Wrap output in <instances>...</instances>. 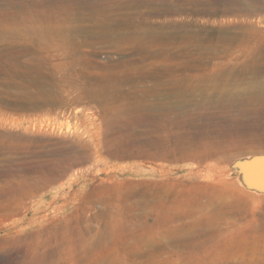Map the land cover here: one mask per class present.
<instances>
[{
    "label": "rangeland",
    "instance_id": "374dc122",
    "mask_svg": "<svg viewBox=\"0 0 264 264\" xmlns=\"http://www.w3.org/2000/svg\"><path fill=\"white\" fill-rule=\"evenodd\" d=\"M55 1L0 25V264H264V0Z\"/></svg>",
    "mask_w": 264,
    "mask_h": 264
},
{
    "label": "bare ground",
    "instance_id": "6f19581e",
    "mask_svg": "<svg viewBox=\"0 0 264 264\" xmlns=\"http://www.w3.org/2000/svg\"><path fill=\"white\" fill-rule=\"evenodd\" d=\"M7 2L8 0H4V2ZM32 1V0H31ZM43 0H37V1H32V2H26V1H23V0H9L6 4H5V7L7 6V8H5L4 10H0V25H2L3 23L2 22H10L11 21V24L13 23V22H17V23H20V22H26V21H29V22H36V20H44V18L45 19H49V21H50V19H52L53 17H55L56 16V14L58 13V12H60V11H64V8H62L61 6H59V4H57V3H54L53 4V2L51 3V5L49 4V3H43L42 2ZM45 1V0H44ZM55 1V0H54ZM2 2H0V3H2ZM56 2V1H55ZM61 2V1H60ZM179 2H181V1H179ZM62 3V2H61ZM72 3V2H71ZM94 3V2H93ZM150 3V2H149ZM45 4H49L50 6L49 7H45ZM55 4H57V5H55ZM194 4V3H193ZM192 4V5H193ZM65 5H67V3L65 4ZM72 5V4H71ZM177 5H179V4H177ZM196 4H194V6H195ZM2 6H4V5H2ZM217 6V5H216ZM67 7V6H66ZM116 7V6H115ZM183 6H180L178 9H177V11L179 12V11H181ZM2 8V7H1ZM71 8H72V6H71ZM191 8H192V6H191ZM196 8V7H195ZM214 8V7H213ZM222 8V7H221ZM231 8V7H230ZM67 8H65V10H66ZM164 9H166V8H164ZM171 9V8H170ZM201 9V8H200ZM199 9V10H200ZM218 9V8H217ZM183 10H184V8H183ZM194 10V9H193ZM198 10V9H197ZM221 10V9H220ZM132 11V10H131ZM143 11V10H142ZM166 11V10H165ZM165 11H163L164 13H165ZM210 11V10H209ZM216 11V10H215ZM214 11V12H215ZM225 11V10H224ZM223 11V12H224ZM71 12V11H70ZM140 12V11H139ZM162 12V13H163ZM173 12H175V11H173ZM172 12V13H173ZM185 12V11H184ZM183 12V13H184ZM213 12V13H214ZM67 13H68V11H67ZM196 13V12H195ZM211 13V12H210ZM128 14V13H127ZM140 14V13H139ZM138 14V15H139ZM143 14V13H142ZM179 14V13H178ZM136 15V14H135ZM134 15V16H135ZM137 15V16H138ZM142 16V15H141ZM165 16V15H164ZM184 16V15H183ZM106 17H107V15H106ZM117 17V16H116ZM145 17V16H144ZM143 17V18H144ZM64 18H66V17H64ZM135 18H138V17H135ZM142 18V17H141ZM141 18H139L137 21H140L141 22ZM149 18V17H148ZM55 19V18H54ZM166 19V18H165ZM60 19H58V21H59ZM13 21V22H12ZM46 21V20H45ZM53 21V20H52ZM137 21H135V22H137ZM143 21V20H142ZM145 22H146V19L144 20ZM148 21V20H147ZM150 21H152L151 19H150ZM54 22V21H53ZM55 22H57V21H55ZM132 22V21H131ZM160 22V21H159ZM161 22H162V20H161ZM176 22V21H175ZM2 23V24H1ZM47 23H49V22H46V24ZM58 23V22H57ZM144 23V22H143ZM147 23V22H146ZM154 23V22H153ZM152 23V24H153ZM158 23V22H157ZM52 24V23H51ZM124 24H126L125 22H124ZM151 24V22H149V25H150V27H152L153 25ZM185 24V23H184ZM8 26H9V24H7ZM20 25V24H19ZM32 25V24H31ZM34 25V24H33ZM59 25V24H58ZM128 25V24H127ZM129 25H130V23H129ZM131 25H132V23H131ZM134 25V24H133ZM136 25V24H135ZM7 26V27H8ZM11 26H13V25H11ZM39 26H41V25H39L38 24V28H39ZM45 26V25H44ZM43 26V27H44ZM49 26H50V24H49ZM53 26V25H52ZM140 26V24H138L137 23V26H136V28L137 27H139ZM142 26H143V24H142ZM32 27V26H31ZM56 27V26H55ZM130 27V26H129ZM145 27V26H144ZM147 27V26H146ZM145 27V28H146ZM167 27V26H166ZM165 27V28H166ZM33 28V27H32ZM124 28V27H123ZM156 28H158V27H156ZM183 28V27H182ZM8 29V28H7ZM35 29V28H34ZM37 29V28H36ZM56 29V28H55ZM131 29V28H130ZM132 29H133V26H132ZM141 29V28H140ZM153 29V28H152ZM38 30V29H37ZM47 30H50V29H47ZM124 30V29H123ZM127 30V29H126ZM134 30H136L135 28H134ZM146 30H148V29H146ZM145 30V31H146ZM40 31V30H39ZM125 31V30H124ZM152 31V30H151ZM155 31V30H154ZM175 31V30H174ZM225 32V31H224ZM125 33V32H124ZM131 33V32H130ZM133 33V32H132ZM139 33H144V32H138V34ZM160 33V32H159ZM182 33V32H181ZM39 34H40V32H39ZM38 34V35H39ZM44 34V33H43ZM134 34V33H133ZM145 34H147V31H146V33ZM153 34V37H159V36H161V37H163V36H165V31H163L162 33H161V35L160 34H158L157 32L156 33H152ZM125 35H126V33H125ZM34 37H35V33H34V35H33ZM37 36V35H36ZM43 36V35H42ZM41 36V37H42ZM122 36V35H121ZM142 35H140V37H141ZM144 36V35H143ZM232 36V35H231ZM230 35H226L225 33L223 34V35H221V34H219V35H217V36H214L215 37V41H228V42H232V41H236L235 39H234V36L233 37H231ZM130 37V36H129ZM189 37V36H188ZM43 38V37H42ZM137 38V37H136ZM236 38V37H235ZM49 39H51V38H49ZM237 39V38H236ZM241 39V38H240ZM35 40V39H34ZM38 40V39H37ZM41 40V39H40ZM40 40H39V42H40ZM46 40H47V38H46ZM52 40V39H51ZM131 40V39H130ZM136 40V39H135ZM32 41V40H31ZM148 41V40H147ZM238 41V40H237ZM12 42V41H11ZM35 42H38V41H35ZM47 42H49V41H47ZM52 42L53 41H51V43L49 44V46L52 44ZM131 42V41H130ZM134 42V41H133ZM142 41H137V43H138V45L139 46H144V45H142V43H141ZM31 43V42H30ZM41 43V42H40ZM16 45V44H15ZM136 44H134V46H135ZM214 45H216V44H214V43H209L206 47H205V49H207V51H209V52H211L212 50H214L213 51V53L215 52V47H214ZM33 46H34V44H33ZM42 46V45H41ZM137 46V45H136ZM182 46V45H181ZM37 47H38V43H37ZM138 47V46H137ZM136 47V48H137ZM218 47V46H217ZM224 47V46H223ZM29 48H30V46H29ZM47 48H49V47H47ZM146 48V47H145ZM35 49V48H34ZM138 49V48H137ZM178 49V48H177ZM24 50V49H23ZM29 50V49H28ZM145 50H147V49H145ZM151 50V49H150ZM166 50V49H165ZM149 51V50H148ZM192 51V50H191ZM145 52V51H144ZM212 53V52H211ZM150 54V53H149ZM178 54V53H177ZM206 54V53H205ZM209 54V53H208ZM218 54V53H217ZM262 54H263V51H262ZM204 55V54H203ZM214 55V54H213ZM186 56H188V55H186ZM217 56V55H216ZM263 56V55H262ZM183 57V56H182ZM184 57H185V55H184ZM206 57V56H205ZM186 59V58H185ZM246 59V58H245ZM46 61H48V60H46ZM181 62V61H180ZM206 63V62H205ZM216 63V62H215ZM219 63V62H218ZM185 64V63H184ZM188 64V63H187ZM208 64H210V63H208ZM186 65V64H185ZM200 65H202V64H200ZM214 65V64H213ZM216 65V64H215ZM218 65H220V63L218 64ZM244 65V64H243ZM221 66H223V64L221 65ZM249 66V65H248ZM215 67H217V66H215ZM214 67V68H215ZM220 67V66H219ZM235 67V66H234ZM228 68H230V67H228ZM227 68V69H228ZM231 68H232V66H231ZM230 68V69H231ZM240 68H242V67H240ZM247 68V67H246ZM31 69V68H30ZM196 69V68H195ZM199 69H201V68H199ZM216 69V68H215ZM221 69H222V67H221ZM226 69V68H225ZM235 69V68H234ZM234 69H232V72H233V70ZM257 69V68H256ZM241 70V69H240ZM243 70V69H242ZM247 70V69H246ZM249 70V69H248ZM250 70H252V69H250ZM259 70V69H258ZM208 71V70H207ZM228 71H230V70H228ZM243 71H245V70H243ZM211 72V71H210ZM231 72V73H232ZM235 72V71H234ZM246 72H248V71H246ZM255 72H256V70H255ZM254 72V73H255ZM209 73V72H208ZM208 73H206L207 75H208ZM173 74V73H172ZM205 74V73H204ZM214 74V73H213ZM203 75V74H202ZM207 75H205V77L207 76ZM237 75V74H236ZM241 75V74H240ZM200 76V75H199ZM218 76V75H217ZM254 76V75H253ZM186 77V76H185ZM230 77V76H229ZM235 77V76H234ZM237 77V76H236ZM173 78V77H172ZM217 78V77H216ZM221 78V77H220ZM256 79H257V77H255ZM171 79V78H170ZM202 79H204V78H202ZM207 79V78H206ZM205 79V80H206ZM212 79H213V77H212ZM223 79V78H222ZM243 79V78H242ZM245 79V78H244ZM252 79L253 80H255V82H259V81H256V79H254L253 77H252ZM251 79V80H252ZM259 79V78H258ZM257 79V80H258ZM196 80V79H195ZM204 80V81H205ZM227 80V79H226ZM247 80H248V78H247ZM203 81V82H204ZM209 81V80H208ZM216 81V80H215ZM160 82V81H159ZM184 82V81H183ZM196 82V81H195ZM248 83H249V81H247ZM254 82V83H255ZM168 83V82H167ZM179 83V82H178ZM198 83V82H197ZM247 83V84H248ZM201 84V83H200ZM256 84V83H255ZM263 84V83H262ZM216 86V85H218V84H213V86ZM261 85V84H260ZM189 87H190V85H189ZM204 87V86H203ZM212 87V86H211ZM220 88L219 87V85L218 86H216V88ZM195 88V87H194ZM232 88V87H231ZM230 88V89H231ZM234 88V87H233ZM244 88V87H243ZM235 89V88H234ZM242 89V88H241ZM246 90H247V88H245ZM185 90V89H184ZM183 90V91H184ZM206 90V89H205ZM218 90V89H217ZM221 90V89H220ZM245 90V92H247L248 93V91H246ZM155 91V90H154ZM181 91V90H180ZM226 91V90H225ZM230 91V90H229ZM233 91V90H232ZM243 91V90H242ZM233 92H235V91H233ZM237 92V91H236ZM176 93V92H175ZM204 93V92H203ZM219 93H221L220 91H219ZM246 93V94H247ZM200 94H201V91H200ZM223 94V93H222ZM241 94L242 93H240V95H239V92H238V98H236L237 100H236V102L238 101V99H239V96H241ZM248 94H250V96H258V98H254V99H257V101H260V99H259V97L262 99V102L264 103V85H261V87L258 89V92H257V89H256V91H254L253 93H248ZM202 95V94H201ZM206 95H208V93H206ZM210 96H211V94H209ZM213 95H214V93H213ZM216 95V94H215ZM235 94H233V96H234ZM205 96V95H204ZM233 96H231V97H233ZM236 96V95H235ZM201 97H203V96H201ZM200 97V99L199 100H202V98ZM229 97V96H228ZM227 96H226V98L229 100V98H228ZM237 97V96H236ZM244 97H246V96H243V98ZM207 98V97H206ZM217 98V97H216ZM225 98V99H226ZM243 98H241V99H243ZM204 100H205V97L203 98ZM219 99V98H218ZM221 99H222V97H221ZM221 99H219V100H221ZM224 99V100H225ZM233 99V98H232ZM247 98H245V99H243L244 101L246 100ZM249 99V98H248ZM247 99V100H248ZM252 99V98H251ZM254 99H253V101H254ZM259 99V100H258ZM193 100V99H192ZM223 100V101H224ZM231 100V99H230ZM229 100V101H230ZM203 101V100H202ZM210 102H211V99L209 100ZM213 101V100H212ZM216 101V100H215ZM229 101H227L228 102V104L231 102H229ZM240 101V100H239ZM256 101V100H255ZM256 101V102H257ZM225 102V101H224ZM233 102V101H232ZM242 102V101H241ZM205 103H206V100H205ZM205 103H204V105H205ZM215 102H213V104H214ZM220 103V102H219ZM234 103H235V100H234ZM250 103H251V100H250ZM249 103V104H250ZM253 103V102H252ZM200 104H202L201 103V101H200ZM216 104V103H215ZM227 104V105H228ZM240 104V103H239ZM247 104V103H246ZM254 104V103H253ZM221 105V104H220ZM232 105V104H231ZM236 105V104H235ZM244 105V104H243ZM242 105V106H243ZM255 105V104H254ZM259 106H257V107H259L260 108V104H258ZM264 105V104H263ZM197 106V105H196ZM214 107H215V105H213ZM221 106H223V105H221ZM226 106V104L224 105V107ZM229 106H230V104H229ZM241 105H240V108L242 107ZM246 106V105H245ZM244 106V107H245ZM252 105H250L249 106V108L251 107ZM261 106H262V103H261ZM199 107H201V106H199ZM211 107V106H210ZM216 107H217V105H216ZM223 107V111L225 110V108ZM230 107H234V106H230ZM235 107H237V106H235ZM234 107V108H235ZM247 107H248V105H247ZM253 107V106H252ZM255 107H256V105H255ZM206 108H208V106H206ZM227 108H228V106H227ZM226 108V110H230L231 108H229V109H227ZM239 108V107H238ZM263 108V107H262ZM215 109V108H214ZM252 109V108H251ZM251 109H249V110H251ZM254 109V108H253ZM205 110V109H204ZM210 110V109H209ZM219 110V109H218ZM233 110V109H232ZM243 110V109H242ZM248 110V111H249ZM255 110V109H254ZM207 111V110H206ZM244 111V110H243ZM245 111H247V110H245ZM261 111V110H260ZM264 111V110H263ZM202 113V110L201 111H199V113ZM204 113H205V111H203ZM215 112V111H214ZM216 112H218L217 110H216ZM236 112V111H235ZM242 112V111H241ZM224 113H225V115L226 114H228V111H227V113L224 111ZM232 113H233V111H232ZM264 113V112H263ZM207 114H209V113H207ZM220 114V113H219ZM222 114V113H221ZM216 115V114H215ZM210 116V115H209ZM216 117V116H215ZM207 118V117H206ZM155 119V118H154ZM207 120V119H206ZM264 120V119H263ZM202 126V125H201ZM226 126V125H225ZM263 128V127H262ZM186 131H188V130H186ZM185 131V132H186ZM159 132V131H158ZM262 132V131H261ZM173 134V133H172ZM174 135V134H173ZM185 135V134H184ZM204 135V134H203ZM207 135V134H206ZM259 135V134H258ZM179 137H181L180 135H178ZM186 136V135H185ZM192 136V135H191ZM157 137H158V135H157ZM178 137V138H179ZM188 137V136H187ZM171 138V137H170ZM173 138H175V137H173ZM185 138V137H184ZM189 138V137H188ZM158 139V138H157ZM168 140V139H167ZM173 140V139H172ZM179 140V139H178ZM182 140H184L183 139V137H182ZM189 140V139H188ZM187 140V141H188ZM192 140V139H191ZM174 141H175V139H174ZM180 141V140H179ZM178 141V142H179ZM185 141V140H184ZM183 141V142H184ZM261 141V140H260ZM182 142V141H181ZM192 142V141H191ZM198 142V141H197ZM162 143H164V142H162ZM185 143V142H184ZM187 143V142H186ZM188 143H190L189 141H188ZM168 144V143H167ZM181 144V143H180ZM193 144V143H192ZM186 145V144H185ZM184 145V146H185ZM179 146H181V145H179ZM182 147V146H181ZM226 147V146H225ZM176 148V147H175ZM179 149H181V148H179ZM204 150V149H203ZM161 151V150H160ZM185 151V150H184ZM188 151V150H187ZM213 151V150H212ZM208 152V151H207ZM185 153V152H184ZM219 153V152H218ZM159 154V153H158ZM175 154V153H174ZM182 154V153H181ZM199 154V153H198ZM204 154H205V150H204ZM209 154V153H208ZM206 155V154H205ZM222 156V155H221ZM159 157V156H158ZM220 158H222V157H219V159ZM217 163V162H216ZM263 250V249H262ZM262 252H264V250L262 251Z\"/></svg>",
    "mask_w": 264,
    "mask_h": 264
}]
</instances>
